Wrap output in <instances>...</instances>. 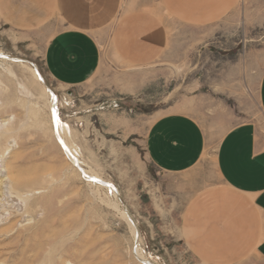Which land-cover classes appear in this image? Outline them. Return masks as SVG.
I'll use <instances>...</instances> for the list:
<instances>
[{"label":"rangeland","instance_id":"374dc122","mask_svg":"<svg viewBox=\"0 0 264 264\" xmlns=\"http://www.w3.org/2000/svg\"><path fill=\"white\" fill-rule=\"evenodd\" d=\"M158 15L172 25L170 42L181 39L168 44L167 57L136 69L114 65L107 32L98 41L100 69L72 88L47 75L40 33L0 23V264H197L179 238L178 209L163 195L167 178L148 159L146 133L170 112L194 116L208 135L203 163L217 183L222 134L245 122L264 132V0H236L214 26L197 30ZM48 92L67 129L52 123Z\"/></svg>","mask_w":264,"mask_h":264},{"label":"crops","instance_id":"0c3cea01","mask_svg":"<svg viewBox=\"0 0 264 264\" xmlns=\"http://www.w3.org/2000/svg\"><path fill=\"white\" fill-rule=\"evenodd\" d=\"M121 1L0 0V23L40 33L47 75L58 86L72 88L100 69L103 34L111 33L114 65L147 67L167 57L169 43L181 42H170L172 25L159 13L180 30H197L214 26L236 3L157 0L148 11L129 9ZM259 85L264 116V73ZM208 145L201 122L186 112L156 118L146 133L148 159L167 178L163 195L178 209L179 238L197 264H244L254 256L264 262V132L245 122L222 134L213 162L217 183L203 163Z\"/></svg>","mask_w":264,"mask_h":264},{"label":"bare ground","instance_id":"6f19581e","mask_svg":"<svg viewBox=\"0 0 264 264\" xmlns=\"http://www.w3.org/2000/svg\"><path fill=\"white\" fill-rule=\"evenodd\" d=\"M0 58L1 59H6V57L5 56H3V54H1L0 53ZM16 62V61H15ZM30 69V68H29ZM30 71L32 72V75L33 76H35L37 79H38V76L36 75V73H35V70L33 69V68H31L30 69ZM48 95H49V97H50V108H51V119H52V123L56 126V127H63V126H65L66 127V129H67V126L65 125V124H62L61 123V121H59V118H58V115H57V109H56V107L54 106L55 105V97L52 95V94H50V92H48ZM65 127H64V129H65ZM58 128H56V129H58ZM65 131V130H64ZM67 132H69L68 130H66ZM3 136H4V138L6 139V136H5V132H4V134L2 135V138H3ZM65 145V144H64ZM74 161V160H73ZM100 183H101V181H99ZM101 185L102 186H105V187H109L110 189H111V192H113V193H115L116 194V189L113 187V186H111L110 184H105V183H101ZM117 195V194H116ZM123 216L127 219V221H128V223L130 224V226H132V228L134 229V231H135V228H134V226H133V223H132V221H131V218H129V216L127 215V213L125 212V210H124V212H123ZM143 262L145 263V264H151V263H148L146 260H143Z\"/></svg>","mask_w":264,"mask_h":264}]
</instances>
